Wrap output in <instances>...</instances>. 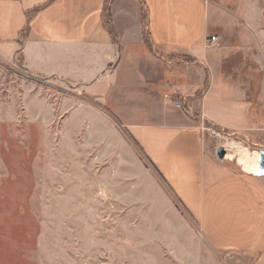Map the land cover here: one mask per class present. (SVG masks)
Wrapping results in <instances>:
<instances>
[{
  "label": "rangeland",
  "instance_id": "obj_1",
  "mask_svg": "<svg viewBox=\"0 0 264 264\" xmlns=\"http://www.w3.org/2000/svg\"><path fill=\"white\" fill-rule=\"evenodd\" d=\"M207 1L227 15L214 47L264 62V0ZM208 82L206 72L197 96L163 97L174 114L204 124L207 144L258 152L257 136L227 135L204 116ZM223 160L243 170L237 159ZM240 261L250 259L205 237L112 103L0 60V264Z\"/></svg>",
  "mask_w": 264,
  "mask_h": 264
},
{
  "label": "crops",
  "instance_id": "obj_2",
  "mask_svg": "<svg viewBox=\"0 0 264 264\" xmlns=\"http://www.w3.org/2000/svg\"><path fill=\"white\" fill-rule=\"evenodd\" d=\"M49 1L0 0V60L112 103L200 220L205 237L227 252L247 254L250 262L240 264H264V176L219 159L215 142L205 140L204 124L186 112L174 114L163 97H195L207 72L204 116L264 143V62L238 47L208 43L224 31L227 15L207 0H145L157 55L144 42L137 0L112 3L119 44L104 22L105 0H54L32 15L22 46L18 36L29 22L27 12ZM181 57L197 65H184Z\"/></svg>",
  "mask_w": 264,
  "mask_h": 264
},
{
  "label": "trees",
  "instance_id": "obj_3",
  "mask_svg": "<svg viewBox=\"0 0 264 264\" xmlns=\"http://www.w3.org/2000/svg\"><path fill=\"white\" fill-rule=\"evenodd\" d=\"M54 0H50L49 2H47L45 5L43 6H38L32 10H29L27 12L28 17H29V22L27 23V25L21 30L19 36H18V41L21 43V45L23 46L29 36L30 33V18L32 17V15L38 11H40L41 9H43L46 5L50 4L51 2H53ZM141 9V23H142V27H143V39L145 44L147 45V47L153 51V53L155 54H159L156 51L155 48V44L152 40V36H151V31H150V15H149V7L146 3L145 0H137ZM114 2V0H105L104 3V7H103V17H104V22L105 25L110 33V36L112 38V41L115 44H119V35L118 32L115 28V25L113 23V19H112V13H111V6L112 3ZM24 34V35H23ZM189 63H195L196 61L194 59L188 60ZM199 94V93H198ZM197 94V95H198ZM196 95V96H197ZM190 97V96H187ZM190 114V113H189ZM218 126V125H217ZM219 128L223 131V133L227 134V135H231L232 133H236V132H231L228 131L227 129L219 126ZM261 148L264 149V143L261 141L260 142Z\"/></svg>",
  "mask_w": 264,
  "mask_h": 264
},
{
  "label": "bare ground",
  "instance_id": "obj_4",
  "mask_svg": "<svg viewBox=\"0 0 264 264\" xmlns=\"http://www.w3.org/2000/svg\"><path fill=\"white\" fill-rule=\"evenodd\" d=\"M237 148V147H235ZM226 149H223V155L224 158H234L237 159L238 163L243 167L244 170L250 171L252 173H257L259 169V162H258V157L259 153L257 151H249L248 148H243L240 151L234 150V148L228 146V153H226ZM227 154V156H226ZM253 158H251V156Z\"/></svg>",
  "mask_w": 264,
  "mask_h": 264
},
{
  "label": "water",
  "instance_id": "obj_5",
  "mask_svg": "<svg viewBox=\"0 0 264 264\" xmlns=\"http://www.w3.org/2000/svg\"><path fill=\"white\" fill-rule=\"evenodd\" d=\"M223 149H224V144L222 142H219L216 145V154H217V157L221 160L224 159ZM258 153H259V158H258L259 169L256 175L264 176V149L263 148L258 149Z\"/></svg>",
  "mask_w": 264,
  "mask_h": 264
},
{
  "label": "built area",
  "instance_id": "obj_6",
  "mask_svg": "<svg viewBox=\"0 0 264 264\" xmlns=\"http://www.w3.org/2000/svg\"><path fill=\"white\" fill-rule=\"evenodd\" d=\"M218 41H219V37L217 35H212L208 39L209 46L216 45L218 43ZM180 105H181L180 103H177V106H180ZM224 147H225V144H224Z\"/></svg>",
  "mask_w": 264,
  "mask_h": 264
}]
</instances>
